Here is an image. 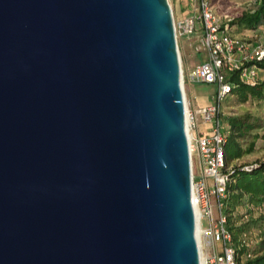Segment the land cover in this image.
Masks as SVG:
<instances>
[{"label": "water", "instance_id": "95a60500", "mask_svg": "<svg viewBox=\"0 0 264 264\" xmlns=\"http://www.w3.org/2000/svg\"><path fill=\"white\" fill-rule=\"evenodd\" d=\"M168 0H0V264H200Z\"/></svg>", "mask_w": 264, "mask_h": 264}, {"label": "built area", "instance_id": "2783aa9c", "mask_svg": "<svg viewBox=\"0 0 264 264\" xmlns=\"http://www.w3.org/2000/svg\"><path fill=\"white\" fill-rule=\"evenodd\" d=\"M172 16L176 39L187 38L194 52H206V58L195 63L187 73L180 68L187 135L190 133L191 198L195 215L198 213L199 252L203 253V264H244L254 255L251 250H245L241 256L238 254L239 246L249 247L247 231L241 234L240 244L236 245L229 227L226 205L230 166L225 167L224 149L229 127L222 124V103L232 92L234 74L248 85L259 82L261 67L255 61L264 58V43L250 44L232 34L230 19L223 23L210 0H196L192 12L182 17L175 16L172 9ZM260 27L264 28V23ZM236 52L243 53L240 59L235 57ZM187 78L196 83L215 84L209 104L195 110L188 106L184 92ZM198 115L209 124V129L197 134L194 130ZM261 211L264 217V208ZM249 215L245 213L244 218L248 219Z\"/></svg>", "mask_w": 264, "mask_h": 264}, {"label": "trees", "instance_id": "16d2710c", "mask_svg": "<svg viewBox=\"0 0 264 264\" xmlns=\"http://www.w3.org/2000/svg\"><path fill=\"white\" fill-rule=\"evenodd\" d=\"M264 23V0H260L259 5L253 11L243 12L239 16L231 19L229 25H237L239 29H255ZM255 63L264 68V58L255 61ZM232 92H236L240 100L245 101L249 97L253 99L264 98V80L255 85H248L239 80L236 74L232 77ZM230 94V95H231ZM229 134L225 144V167L229 174L227 183L228 200L226 212L228 214L229 227L233 233L235 244H240L241 234L249 230L250 225L255 224L258 219L250 215L248 220H239L234 216V210L237 205L242 203L252 204L254 207L264 208V160L256 162L253 165H237L235 160L249 153L253 148V142L247 147L242 146V138L254 127L252 122L246 118L237 116L228 117ZM263 220V215L260 216ZM260 220V219H259ZM245 250H251L253 258L247 259L244 264H264V252H257L250 247L239 246L237 252L241 256ZM239 257V256H238Z\"/></svg>", "mask_w": 264, "mask_h": 264}, {"label": "rangeland", "instance_id": "374dc122", "mask_svg": "<svg viewBox=\"0 0 264 264\" xmlns=\"http://www.w3.org/2000/svg\"><path fill=\"white\" fill-rule=\"evenodd\" d=\"M171 4V0L169 1ZM196 0H191L194 5ZM260 0H210L214 10L217 15L221 18L223 23L228 22V20L239 16L243 12L253 11L259 5ZM173 9V7H172ZM174 12V11H173ZM175 16H177L174 13ZM178 17V16H177ZM244 29H239L237 25L233 24L231 26L230 32L232 34L243 35ZM255 33L264 40V28L257 29ZM249 35L243 37L249 38ZM181 38L177 37L178 50L180 55V68L184 70V59L181 50ZM190 58L195 61H201L206 58V52H191ZM264 70V68H261ZM204 91L208 93H213L216 89L215 84L206 83L204 85ZM222 124L228 126V117L237 116L240 118H246L249 122H252L254 127L242 138V146L247 147L250 142H253V148L249 153L244 154L239 159L235 160L233 163L237 165H253L256 162H261L264 160V98L253 99L248 98L245 101L240 100V97L236 92L227 97V99L222 103ZM262 208L254 207L252 204L242 203L237 205L234 210V216L238 217L239 220H248L244 218L245 213L253 215L258 221L250 225L249 230H247V241L250 249L257 252H264V218L260 217L262 215ZM249 215V217H250ZM248 217V218H249ZM260 219V220H259ZM203 225L206 222L203 221Z\"/></svg>", "mask_w": 264, "mask_h": 264}, {"label": "crops", "instance_id": "0c3cea01", "mask_svg": "<svg viewBox=\"0 0 264 264\" xmlns=\"http://www.w3.org/2000/svg\"><path fill=\"white\" fill-rule=\"evenodd\" d=\"M171 6L173 7L174 13L178 17H182L186 14H189L192 12L193 4L191 3V0H171ZM263 27L258 26L255 29H244V32H241L243 35H237L238 37H241L247 41L250 42V44H255L257 42L264 43V40H262V37H259L255 31L258 29H262ZM231 30V28H230ZM245 35H249V38L243 37ZM181 50L183 53V59H184V71L187 73L190 68L197 63V61L192 60L190 58L191 52H193L191 46H190V40L187 38H181ZM244 54H247V50L244 51ZM243 53L236 52L235 57L240 59L242 57ZM264 80V70L259 69V82ZM204 83H196L190 81L188 78L185 80L184 83V92L185 97L188 106L191 109H197L201 106L207 105L212 100V94L204 91ZM197 127L194 130L195 133H201L206 132L209 129V124L204 122L200 115L197 116Z\"/></svg>", "mask_w": 264, "mask_h": 264}, {"label": "bare ground", "instance_id": "6f19581e", "mask_svg": "<svg viewBox=\"0 0 264 264\" xmlns=\"http://www.w3.org/2000/svg\"><path fill=\"white\" fill-rule=\"evenodd\" d=\"M187 111H186V108H185V113H186ZM187 114V113H186ZM186 126H188V119H187V115H186ZM189 136H190V133L188 134ZM197 218H198V213H196V220H197ZM197 230H196V236H197V239L199 238V232H200V230H199V227H198V225H197V228H196ZM200 264H203V253L202 252H200Z\"/></svg>", "mask_w": 264, "mask_h": 264}]
</instances>
